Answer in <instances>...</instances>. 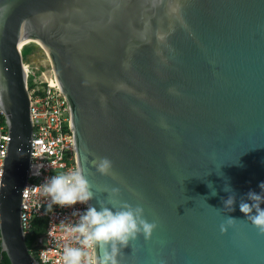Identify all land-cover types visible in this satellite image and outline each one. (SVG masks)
<instances>
[{"label": "water", "instance_id": "95a60500", "mask_svg": "<svg viewBox=\"0 0 264 264\" xmlns=\"http://www.w3.org/2000/svg\"><path fill=\"white\" fill-rule=\"evenodd\" d=\"M28 42L36 48L21 53ZM38 57L67 100L91 204L118 187L157 224L120 264H264V236L239 211L264 182V0H0V247L10 264H37L20 212L33 131L23 65ZM98 157L114 177L95 172ZM226 184L237 199L228 214ZM228 215L237 220L222 235Z\"/></svg>", "mask_w": 264, "mask_h": 264}, {"label": "clouds", "instance_id": "9594fccd", "mask_svg": "<svg viewBox=\"0 0 264 264\" xmlns=\"http://www.w3.org/2000/svg\"><path fill=\"white\" fill-rule=\"evenodd\" d=\"M91 167L102 177L115 175L112 162L106 157L93 159ZM258 187L259 193L249 191L245 197L240 198L239 211L258 234L264 236V209L261 208L264 204V182ZM91 188L86 169L79 164L52 176L42 186L43 194L49 198V209L53 205L86 206L76 222L61 224L63 237L67 241L61 256L62 264H120L124 249L137 241L138 237L142 236L145 241L151 239L157 228L155 221L149 222L146 219L142 206H133L121 198L118 187L105 189L107 197L97 200L96 206L91 204L94 199ZM223 191L231 193L221 201V209L228 214L234 211L236 194L227 184ZM211 195L216 196V191L212 190ZM236 220L228 215L220 225V233L223 235L232 229Z\"/></svg>", "mask_w": 264, "mask_h": 264}, {"label": "built area", "instance_id": "2783aa9c", "mask_svg": "<svg viewBox=\"0 0 264 264\" xmlns=\"http://www.w3.org/2000/svg\"><path fill=\"white\" fill-rule=\"evenodd\" d=\"M23 69H31L26 82L33 131L27 181L21 194V228L26 235L34 219L45 218L44 234L28 249V253L37 264H62L61 256L67 241L63 237L61 224L76 222L86 206L53 205L49 209V198L43 194L42 186L52 176L77 165L69 107L48 61L43 65L33 60L25 63ZM8 140L5 115L0 108V186Z\"/></svg>", "mask_w": 264, "mask_h": 264}, {"label": "trees", "instance_id": "16d2710c", "mask_svg": "<svg viewBox=\"0 0 264 264\" xmlns=\"http://www.w3.org/2000/svg\"><path fill=\"white\" fill-rule=\"evenodd\" d=\"M26 46H34L36 48L35 43L28 42L22 46L21 53L26 48ZM45 226H46L45 218H38L33 220L30 231L25 235V242L28 249H31L34 243L43 236L45 231ZM0 264H10L6 255L1 251V247H0Z\"/></svg>", "mask_w": 264, "mask_h": 264}, {"label": "rangeland", "instance_id": "374dc122", "mask_svg": "<svg viewBox=\"0 0 264 264\" xmlns=\"http://www.w3.org/2000/svg\"><path fill=\"white\" fill-rule=\"evenodd\" d=\"M37 59V60H36ZM33 58V59H31V60H29L28 62H26V63H29V62H31V61H33V60H35L36 61V63H42L43 65H45L46 63H47V59L46 58H42V57H38V58ZM29 82H30V80H29Z\"/></svg>", "mask_w": 264, "mask_h": 264}]
</instances>
